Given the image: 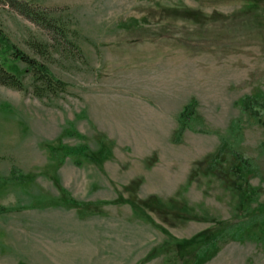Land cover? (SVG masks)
Returning <instances> with one entry per match:
<instances>
[{"label": "rangeland", "instance_id": "374dc122", "mask_svg": "<svg viewBox=\"0 0 264 264\" xmlns=\"http://www.w3.org/2000/svg\"><path fill=\"white\" fill-rule=\"evenodd\" d=\"M19 1L65 32L0 0V264H264V0Z\"/></svg>", "mask_w": 264, "mask_h": 264}, {"label": "trees", "instance_id": "16d2710c", "mask_svg": "<svg viewBox=\"0 0 264 264\" xmlns=\"http://www.w3.org/2000/svg\"><path fill=\"white\" fill-rule=\"evenodd\" d=\"M6 4H9L12 8H14L15 10L19 11L21 14H23L24 16H28L31 20H33L34 22L37 23H41L43 26L48 27V28H57V30H61V34L65 32V28L64 26L62 27V25H59V20L56 17L55 18H51L47 15H45V13L37 11L35 9H31L29 5H26L24 2H21L19 0H5ZM63 31V32H62ZM6 40V37L4 36V32L2 30V28L0 27V42L3 43ZM38 44H46L43 42H40ZM9 46V50H11L12 55L17 59V60H21L22 62H24L26 64V67L24 68V72H30L33 76L34 79L36 81L35 83V92H37L38 95H43V94H47V92H57L60 90L65 89V86L67 85L66 82H64L61 79H58L57 77H55L54 74H52V72L50 71L49 67L47 66V64L39 61L36 58H32L30 57L28 54H26L23 51H20L19 49H17L16 46L12 45H8ZM42 46V45H41ZM43 47H41L42 49ZM23 72V71H22ZM20 72H16L13 70V68H7V65L0 59V84L2 85H6V86H11L13 88L16 89H23L24 88V83H23V79H22V75ZM38 83V84H37ZM258 97L256 98H246L244 100V103L247 101L248 104L245 105H249L250 108V113L252 114V116H254V113L256 112V110H254L252 108V101L257 100ZM264 96L261 94L259 96V99H263ZM197 104L196 100L192 101V104L187 105L184 110L181 113L180 116V130H179V134L182 133L183 129L186 128L189 125V121L193 119L192 116H194L195 114V106ZM254 111V112H253ZM257 113V112H256ZM256 116V115H255ZM227 140L223 139L222 140V145L220 146V149H222L224 146L228 145L226 144ZM246 167V166H245ZM247 168V167H246ZM248 188H247V197L248 196ZM245 196L243 206L246 204V210H248L249 206H248V198ZM246 198H247V202H246ZM250 198V197H249ZM250 200V199H249ZM5 207H0V211L5 210ZM242 210H245L244 207H242ZM256 216V215H255ZM255 216H253L252 218V222L254 223L255 221ZM223 223V222H220ZM248 223V222H246ZM245 221H239V222H235V223H223V226H219V227H213V228H209L206 231H203L202 233H199V235H197L195 237L196 240H198L199 237H201V243L202 245L200 246V248L198 247V255L201 256H205L206 252H208V247L211 245H215L217 243V241L220 238H224L228 235H238V231H242L244 229H246L247 226H245ZM262 229H264V227H262ZM258 231V229H257ZM255 231V234L256 232ZM259 238H261L264 242V237L260 234ZM199 244V243H198Z\"/></svg>", "mask_w": 264, "mask_h": 264}]
</instances>
